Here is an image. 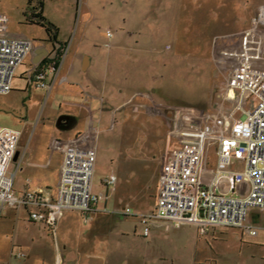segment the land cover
Listing matches in <instances>:
<instances>
[{
    "label": "rangeland",
    "instance_id": "obj_1",
    "mask_svg": "<svg viewBox=\"0 0 264 264\" xmlns=\"http://www.w3.org/2000/svg\"><path fill=\"white\" fill-rule=\"evenodd\" d=\"M263 4L264 0H43V14L50 22L49 18L55 20L57 24L52 23L58 28L57 42H51L42 26L27 20V0H0L10 32L33 37L35 43L51 51L49 55H57L60 45L67 43L69 54L77 55L78 64L68 81L56 85L60 91L55 88L49 92L48 87L36 86L25 78L23 72L31 61L26 58L16 69L12 89L0 94V126L20 131L21 151H43L51 133L68 132L55 126L66 105L62 93L75 91L80 82L99 76L101 85L114 97L103 95L96 117L94 182L109 168V159L118 157L123 148V115L115 106L126 99L145 97L158 107L189 104L207 110L223 102L224 108H230V102L224 99L226 73L217 64L218 38L247 27ZM85 56L92 62L82 70ZM143 110L148 115L159 114L158 127L165 134V111L157 107L155 111ZM88 124L87 120L86 128ZM143 132L134 128L135 134ZM256 226L258 234L254 238H260L264 235V213ZM117 227L111 228L106 248L81 245L80 239L84 241L85 236L66 248L52 238L46 224L27 225L0 215V264H21L27 259L31 264H263L250 257L249 249L235 253L238 235L232 229L213 241L209 231L199 234L191 223L169 229L150 226L147 236L133 217ZM17 239H32V253L18 250ZM16 253L23 256L17 257Z\"/></svg>",
    "mask_w": 264,
    "mask_h": 264
},
{
    "label": "built area",
    "instance_id": "obj_2",
    "mask_svg": "<svg viewBox=\"0 0 264 264\" xmlns=\"http://www.w3.org/2000/svg\"><path fill=\"white\" fill-rule=\"evenodd\" d=\"M218 41L217 64L226 73L224 99L231 106L226 109L223 102L213 110L189 104L160 106L167 118L166 149L156 205L146 212L129 207L121 211L139 220L145 236L158 223L167 228L191 223L199 234L216 225L234 229L242 237L258 234V226L247 215L251 208L264 209V4L247 27L224 34ZM34 45V39L9 31L7 15L0 10V94L12 89L16 69L33 53ZM48 56L45 52L30 61L24 71L29 83L48 85L47 71L55 69L54 63L43 61ZM87 110L89 124L84 131L70 138L54 136L50 141V148L62 154L55 197L37 188L14 194L8 168L20 131L0 126V212L5 206L31 207L29 219L55 232L65 211L77 210L86 216L97 209L101 195L91 192L97 111L93 105ZM211 150L213 167L208 164ZM104 180L114 185L116 175Z\"/></svg>",
    "mask_w": 264,
    "mask_h": 264
},
{
    "label": "crops",
    "instance_id": "obj_3",
    "mask_svg": "<svg viewBox=\"0 0 264 264\" xmlns=\"http://www.w3.org/2000/svg\"><path fill=\"white\" fill-rule=\"evenodd\" d=\"M49 19L54 24H57L52 18ZM18 34L28 36L24 32ZM30 38L34 39L33 37ZM65 45L68 46L67 43ZM60 46L63 49L62 55L55 69L53 71H47L45 78L48 84L46 87H48L49 92H52L55 88L57 91H60V86L56 87V85L68 81L72 72L77 71V55L75 53L69 54V46ZM44 53L45 49L42 44L35 43L33 53L28 58L29 60L31 58L32 61V59H37ZM54 56V54H51L48 57L52 58ZM91 62L92 58L89 57L86 69ZM48 79L50 80L49 82ZM99 79V76H95L91 80L87 79L84 82H80L79 87L75 91L69 89L66 93H62L66 105H64V108L60 112L72 114L76 118L75 123L64 131L68 132L62 135L51 133L49 141L46 142L47 144H45L43 151L40 149L29 150L28 148H24L21 151L18 143L16 154L8 168L9 173L13 175L14 194L18 195L26 189L37 188L49 197L56 196L59 186L62 154L59 150L50 148V141L55 135L61 138H70L84 131L87 126V120L89 123L88 105L96 107L98 117L103 95L105 96L107 94L109 98L114 97L110 89L101 85L102 83ZM140 90L144 89L140 88ZM136 98L137 96L131 97V99H126L121 104L115 106L116 109L122 110L121 113L123 115L121 116L125 128H123L121 134L123 148L120 150L118 157L115 156L109 159V168L107 171H104L102 176L94 182L92 176L91 192L101 195L96 203L97 209L92 210L86 216L77 210H67L57 220L55 232L50 231L52 238L56 242L61 243L63 247H72L79 243V236H85L87 239L84 241L80 239V242H82L81 245H86L87 247L99 245L101 248H106L109 244L111 228H118L117 226L127 217L137 219L134 216L121 213L125 207H129L135 212H146L152 210L156 205L159 174L163 163V154L166 149V138L165 134L160 131V127H158L160 125L158 122L159 114L155 112V115L154 113L148 115L146 111H142V108H145V110L146 108L149 110L153 109L155 111L157 107L158 111H160L161 107H158L154 102L147 101L145 97H143V100ZM137 114L139 118L134 117ZM134 126L138 127L141 131L144 129L143 134H135L134 128L136 130V127ZM135 138L136 143L133 144L132 142ZM130 143L133 144L131 148L129 146ZM148 144L150 146L149 148H147ZM96 160L97 155H95L93 175L95 173ZM15 161L17 163L14 166V172L11 173V167ZM208 164L212 167L215 166L214 152L212 157L209 154ZM19 172L21 174L16 179L15 177ZM110 174L116 175L114 185H110L104 180ZM14 179H16L15 182ZM102 207L105 210H102ZM30 209L32 208H12L5 206L1 210L0 215L5 218L15 219L16 222L20 221L27 225H32L35 221L29 219ZM263 213L264 209L251 208L248 212L247 220L257 224ZM153 226L163 227L165 229L170 228L165 227L162 223ZM41 229L46 232L44 228ZM227 229L231 228L216 225L209 230L208 234H211L213 241H216L220 239V235L226 233ZM232 231L238 235V237L236 236V241L234 240L236 246L235 253L249 249L250 257L255 262L258 261L264 264V235L260 236V238L246 237V240L245 237L240 236L234 229ZM243 238H245V241ZM15 246L18 250L29 253H32V249L35 247L32 239L30 241L17 239ZM91 249L93 250V248ZM27 256L30 255L27 254ZM54 262L56 263L57 261L54 260ZM21 264H31V261L27 259Z\"/></svg>",
    "mask_w": 264,
    "mask_h": 264
},
{
    "label": "trees",
    "instance_id": "obj_4",
    "mask_svg": "<svg viewBox=\"0 0 264 264\" xmlns=\"http://www.w3.org/2000/svg\"><path fill=\"white\" fill-rule=\"evenodd\" d=\"M27 20L30 23H35L42 26L46 33L47 38L51 42H57L58 28L50 22L43 14V0H27ZM61 54V47L59 53L52 58H45L43 61L47 63H54L56 66Z\"/></svg>",
    "mask_w": 264,
    "mask_h": 264
},
{
    "label": "water",
    "instance_id": "obj_5",
    "mask_svg": "<svg viewBox=\"0 0 264 264\" xmlns=\"http://www.w3.org/2000/svg\"><path fill=\"white\" fill-rule=\"evenodd\" d=\"M37 60V59H35ZM89 57L85 56L82 61V69H86L88 65ZM75 116L69 113H61L55 120V126L61 131L69 129L75 123ZM16 154V153H15Z\"/></svg>",
    "mask_w": 264,
    "mask_h": 264
},
{
    "label": "flooded vegetation",
    "instance_id": "obj_6",
    "mask_svg": "<svg viewBox=\"0 0 264 264\" xmlns=\"http://www.w3.org/2000/svg\"><path fill=\"white\" fill-rule=\"evenodd\" d=\"M44 49H45L46 55H49L51 53V51L48 48L45 47Z\"/></svg>",
    "mask_w": 264,
    "mask_h": 264
}]
</instances>
